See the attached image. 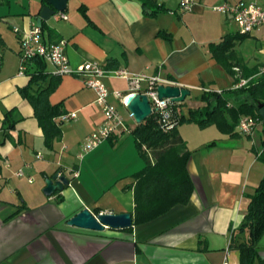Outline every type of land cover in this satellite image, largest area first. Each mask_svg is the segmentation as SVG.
Segmentation results:
<instances>
[{
    "label": "crops",
    "instance_id": "1",
    "mask_svg": "<svg viewBox=\"0 0 264 264\" xmlns=\"http://www.w3.org/2000/svg\"><path fill=\"white\" fill-rule=\"evenodd\" d=\"M143 1L67 0L65 18L57 11L41 21L42 37L47 42L63 39L71 66L96 61L105 68L157 75L163 84L186 87L189 94L195 91L189 107L204 104L198 99L202 91L224 93L240 78L262 75L264 25L240 35L230 14L215 8L239 0H193L189 9H182L179 0ZM256 2L264 8V0ZM43 4L45 0H0V264H221L226 257L239 262L230 242L246 211L247 195L264 172L258 159L263 137L257 144L255 129L250 134L235 129L231 135L216 127L213 140H202L188 161L190 198L134 223V185L145 166L133 136H125L135 124L80 155L85 137L104 121L95 89L78 75L54 74L53 65L36 57L18 73L19 34L14 28L28 29ZM227 35L239 37L225 60L234 74L209 49ZM51 80L55 86L48 101L74 115L55 118L62 133L48 144L20 89L34 93ZM100 80L109 90L108 102L123 103L113 91L126 95L128 81L110 74ZM57 171L68 177V184L44 194L45 179ZM82 207L94 214L96 208L130 212L132 224L102 230L68 224ZM262 235L256 249L257 258L264 260Z\"/></svg>",
    "mask_w": 264,
    "mask_h": 264
},
{
    "label": "trees",
    "instance_id": "2",
    "mask_svg": "<svg viewBox=\"0 0 264 264\" xmlns=\"http://www.w3.org/2000/svg\"><path fill=\"white\" fill-rule=\"evenodd\" d=\"M143 3L145 4V0ZM39 26L42 32V26ZM244 34L247 33L240 32V35ZM236 38L239 37L227 35L218 43L209 44L211 54L224 63L231 74H234L232 65L225 60ZM35 57L43 60L39 56H32L30 59ZM31 78L36 80L34 74ZM237 79L235 77L234 80ZM54 86L55 81L51 80L34 93L28 89H20L22 95L32 104L48 144L53 139L60 138L62 133L60 122L55 120L63 114L60 105L51 104L47 98ZM198 99L203 101L204 105L189 107L187 118L179 110L181 101L174 102L173 111L177 122L169 129L164 130L161 127L154 112L130 129L136 147L145 159V166L136 175L134 185V223L152 219L173 205L185 203L190 198L193 182L188 172V161L192 151L180 135L177 124L185 119L193 120L201 127L214 124L221 132L233 135L237 133L235 127L242 115H251L257 122L264 123L257 105H264V74L256 80L248 79L247 83L228 89L224 93L202 91ZM258 159L264 165V137L261 140ZM247 197L246 211L239 224L240 231H247V238L235 243L233 237L230 246L238 250L239 264H255L256 259L259 264H264L263 259L257 258L256 249V243L264 232V172ZM95 210L96 213L99 212V209Z\"/></svg>",
    "mask_w": 264,
    "mask_h": 264
},
{
    "label": "built area",
    "instance_id": "3",
    "mask_svg": "<svg viewBox=\"0 0 264 264\" xmlns=\"http://www.w3.org/2000/svg\"><path fill=\"white\" fill-rule=\"evenodd\" d=\"M193 0H179L182 9H189ZM216 9L230 14L240 28L241 33H249L254 27L264 25V8L256 0H239L233 3L223 1L215 6ZM61 17H66L65 13L59 12ZM19 66L18 73H23L26 69L27 61L32 56H39L53 65V73L56 75L73 74L81 77L86 86H90L96 91V101L101 105L104 115V121L97 129L89 133L81 144L80 155L89 151L103 139L113 134H121L129 128L121 117L114 105L108 102L109 90L100 80L105 74L125 78L129 83L128 92L145 93L151 105L152 112L156 114L157 121L161 127L166 130L171 128L177 119L174 116L173 105L170 97H159L156 86L162 83V79L157 75H149L144 72H131L125 67L105 68L96 61H85L71 66L65 53V41L58 39L47 42L42 37L40 26L34 21L26 30H19ZM1 60V59H0ZM258 74H264V64L258 69ZM248 79L240 78L234 87H239L247 83ZM113 93L123 102L125 94L119 90ZM74 115L73 112H67L60 115V120H67ZM257 124V119L251 115H242L237 123V127L242 133L250 134ZM73 176L77 174L75 170L71 171ZM22 171H17L21 174ZM221 264H239L231 262L227 257Z\"/></svg>",
    "mask_w": 264,
    "mask_h": 264
},
{
    "label": "water",
    "instance_id": "4",
    "mask_svg": "<svg viewBox=\"0 0 264 264\" xmlns=\"http://www.w3.org/2000/svg\"><path fill=\"white\" fill-rule=\"evenodd\" d=\"M66 1L45 0V4L39 9L36 23L40 25L43 19H49L57 11L64 10ZM156 89L159 97H170L175 102L182 101L190 92L186 87L163 83H158ZM123 103L133 116L135 123L142 122L152 112L151 105L145 93L128 92L123 99ZM257 105L260 115L264 118V105L262 103H258ZM68 182V177L57 171L51 177L45 179V185L42 191L46 195H51L55 190H62ZM67 223L81 228L96 230H102L105 226L122 228L132 224V214L130 212L115 213L112 211H102L94 214L88 207H82L67 219Z\"/></svg>",
    "mask_w": 264,
    "mask_h": 264
},
{
    "label": "rangeland",
    "instance_id": "5",
    "mask_svg": "<svg viewBox=\"0 0 264 264\" xmlns=\"http://www.w3.org/2000/svg\"><path fill=\"white\" fill-rule=\"evenodd\" d=\"M195 93H196L195 91H192L191 94L187 95L185 97V99L180 102L179 110L181 113L184 114L185 118H187L188 114H189V111H188L189 105H187V104L190 101L194 100ZM191 105L195 106L196 104H195V102H192ZM115 107L118 110V112L120 113L121 117L125 120L126 124H128V125L135 124V120H134L133 116L130 114L126 105H124L123 103L118 101L116 103ZM216 127L217 126L214 124H211L210 126L208 125L205 127H201L195 121L188 120V119H185V120H183L177 124V129H178L179 133L181 134L183 139L186 141L187 147L192 152H194L195 150H198L197 148H199L198 146L202 140H208L207 138H209L208 143L211 142V140H213L212 139L213 137H211V136H212V133H217L218 130ZM235 129L238 130L239 128L235 127ZM254 129H255L254 130L255 133L253 134L254 135L253 137L255 139V142L258 144L260 138L264 137V123L262 121L257 122ZM125 136L131 137V139H132V134L129 132L127 134H125ZM244 138L248 139L246 137H244ZM235 139H236V137H235ZM227 142H229V140L226 141V143ZM230 142H232V141H230ZM208 143L206 142V144H208ZM246 235H247V231L246 230L240 231L239 225H238L236 227L235 232H234L235 243H238V242L246 239ZM260 241H262V242L264 241V233H263Z\"/></svg>",
    "mask_w": 264,
    "mask_h": 264
}]
</instances>
